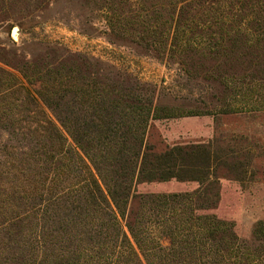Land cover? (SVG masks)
<instances>
[{"label": "trees", "instance_id": "obj_1", "mask_svg": "<svg viewBox=\"0 0 264 264\" xmlns=\"http://www.w3.org/2000/svg\"><path fill=\"white\" fill-rule=\"evenodd\" d=\"M171 2L173 39L180 24L188 37L169 53L199 50L237 63L244 68L232 81L237 95L264 88V0ZM60 69L49 71L50 87L37 93L55 121L40 110L36 124L0 127L7 133L0 143V264H264V221L249 247L210 213L218 200L210 148L157 153L146 144L149 121L179 117L176 110L153 109L119 82L74 88L75 70ZM172 180L198 188L136 192Z\"/></svg>", "mask_w": 264, "mask_h": 264}, {"label": "rangeland", "instance_id": "obj_2", "mask_svg": "<svg viewBox=\"0 0 264 264\" xmlns=\"http://www.w3.org/2000/svg\"><path fill=\"white\" fill-rule=\"evenodd\" d=\"M169 3L0 0V127L36 124L42 118L33 113L40 110L55 121L37 93L50 87L49 71L60 66L66 67L60 69L64 74L75 70L71 83L77 89L85 82L99 90L118 82L135 87L143 104L180 114L151 119L146 144L157 153L209 147L218 163V200L210 213L231 223L238 240L252 247L254 226L264 221V88L237 95L232 81L244 69H236L237 63L199 50L169 53L171 44L182 47L188 37L180 24V39H173L177 25L171 23ZM13 28L19 30L17 40L11 37ZM6 139L0 129V143ZM197 188V183L172 180L141 184L136 192L180 194ZM168 244L161 240L163 247Z\"/></svg>", "mask_w": 264, "mask_h": 264}, {"label": "water", "instance_id": "obj_3", "mask_svg": "<svg viewBox=\"0 0 264 264\" xmlns=\"http://www.w3.org/2000/svg\"><path fill=\"white\" fill-rule=\"evenodd\" d=\"M18 28H13L11 31V37L13 40H17V36H18Z\"/></svg>", "mask_w": 264, "mask_h": 264}]
</instances>
